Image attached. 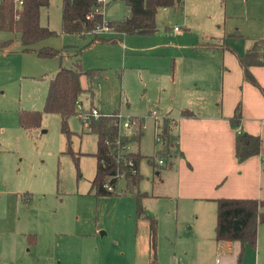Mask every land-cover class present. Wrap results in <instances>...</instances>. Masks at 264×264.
Instances as JSON below:
<instances>
[{"label": "crops", "instance_id": "obj_1", "mask_svg": "<svg viewBox=\"0 0 264 264\" xmlns=\"http://www.w3.org/2000/svg\"><path fill=\"white\" fill-rule=\"evenodd\" d=\"M110 2H113L111 7L120 3L125 8L124 17L113 20L128 16L123 2ZM109 3L105 11L110 10ZM183 12V21L179 25L164 26L163 33L159 28L149 36L97 32L109 38L115 37L116 41H95L93 44H102L99 48L104 49L111 46L122 68L133 65L130 58L134 61L135 54L157 50L152 51L151 56L163 57L168 61L164 79L169 78L170 86L178 91L181 102H184L178 106L176 116L170 117V112L166 113L171 121L169 129L176 146H172L174 152L171 160L161 165L166 173L159 181L162 187L155 193L140 187L148 195L143 201L144 208L147 214L155 217L157 223L152 264H158L162 243L170 242L173 238L179 239L181 246L176 247L170 242L172 246L169 252L174 256L167 264H179V260H182L180 263L185 261L183 264H208L211 252L221 256L215 264H238L240 245L236 242H217L214 238L216 200L235 198L264 201V95L261 92L264 89V66L253 65L249 69L257 82L258 86H255L245 80L239 63L253 41L263 39L264 50V0H183ZM39 22L50 29L48 17ZM174 27H178V31ZM86 36L91 37L90 34ZM126 44L130 47L129 51ZM10 46L0 50V70H7L9 76L14 73L13 64L9 62L11 54L24 53L22 47L12 50ZM41 47H51V43L39 42L34 49ZM80 53L77 52L78 57ZM136 65L139 67V62L136 61ZM60 67L62 64L58 69ZM237 105L241 110L240 129L261 139L259 154L242 162L235 158L236 129L229 124ZM80 107L83 108L82 102ZM91 107L96 109L93 105ZM183 109L191 111L193 116H181ZM0 128V152H7L12 149V142L3 138L4 128ZM165 182L167 187H163ZM88 191L86 195L93 196ZM11 194L12 188L1 177L0 200L3 195L9 198ZM25 194L28 197L29 193ZM30 199L25 198L23 203L29 204ZM164 203L167 205H161ZM135 220L134 233L129 229V224L119 222L116 227L110 228L111 231L107 229L101 232L98 239L96 233L101 227L97 224L94 225V232H83L80 222L72 226L66 220L62 221L61 227L55 224L54 229L50 225H42L39 234L26 235L31 251L28 250L20 258L14 257L18 261L10 258L5 263L87 264L90 263V255L98 252L99 242L107 237L106 242L119 248L122 253L112 256L109 254L112 250L107 249L102 264H151L153 249L149 221L145 218ZM3 233L0 225V235ZM262 235L264 225L260 224L256 245L254 248L244 247L240 264H264ZM128 242L133 248L129 255L124 252ZM149 252L150 257L147 256ZM21 254H24L23 250Z\"/></svg>", "mask_w": 264, "mask_h": 264}, {"label": "rangeland", "instance_id": "obj_2", "mask_svg": "<svg viewBox=\"0 0 264 264\" xmlns=\"http://www.w3.org/2000/svg\"><path fill=\"white\" fill-rule=\"evenodd\" d=\"M106 1L110 2L104 0L105 3ZM111 3L113 2L108 6ZM61 4L62 0H50L48 7L41 8L39 14V20L48 17L51 30L59 28L55 31V36L42 42L51 43V48L62 51L61 56L40 58L30 52L12 53L9 62L13 64L14 73L9 76L7 70H0V127L4 128L3 138L12 142V149L0 152V178L4 177L13 190L9 198L3 195L0 200V225L5 232L0 235V264H7L5 262L10 258L18 261L14 257L26 255L30 250L26 235L39 234L43 229L42 225H50L54 229L55 224L61 227L62 221L66 220L72 226L80 222L83 232H94V225L97 224L101 227L96 233L97 239L101 232L107 229L111 231L110 228L116 227L119 222L129 224L131 232H135V203L131 196L95 198L86 195L95 173L93 153L96 150V136L89 131L86 122L80 120V116L74 115L68 121L70 145L61 132L60 118L56 114H44L40 126L30 132L19 126V111L42 110L48 78L58 70L60 64L66 68L73 66L75 57H78L77 52L81 50V69L97 70L100 74L92 99L94 108L103 114L118 108L121 128L128 116L141 117L144 123L143 136L139 145L133 143L129 148L139 150L143 156L139 164V171L144 176L140 187L148 192L155 193L162 187L159 181L166 173L161 167L163 164H157L156 172L153 173L152 165L146 157L154 156L156 163L160 159L156 150L163 146V118L168 112L170 117L176 116L178 106L184 103L181 102L178 91L170 86L169 78L164 79L168 61L163 57L151 56L157 50L135 54L134 61L130 58L133 65L122 68L111 46H105L109 47L107 49L99 48L102 44L92 43L93 45L86 46L91 37L61 33ZM105 9L104 19H121L125 15V8L120 3L112 7L110 5L109 11ZM184 17L185 13L176 9H159L156 23L160 33H163L164 26L179 25ZM8 38H13V35L0 31V40ZM20 45L18 40L13 39L10 48L17 49ZM127 47L129 51L130 47ZM136 61L139 62V67ZM81 84H86L84 77L81 78ZM80 100L83 108L89 109L90 98L84 94ZM152 111L156 112V120L151 116ZM123 133L129 135L130 131ZM157 138L162 139L161 143L156 141ZM169 160L171 158L166 157L163 163ZM163 187H167L166 182ZM26 192L29 193L28 197ZM25 198H31L29 204L23 203ZM165 203L161 205L168 204ZM125 230L127 234V228ZM106 239L107 237L102 238L98 252L90 255V263L87 264H102L107 249L112 250L109 253L112 256L122 253L119 248L109 245ZM169 241L176 247L181 246L177 238ZM170 242L162 243L158 264H167L174 256L169 252L172 246ZM261 245L264 248V235L261 237ZM21 250L24 254H21ZM132 251L131 242L126 243L124 252L129 255ZM150 254L147 253V256L150 257ZM220 259L219 254L211 252L207 260L208 264H215ZM180 261L182 260L178 261L179 264L185 262Z\"/></svg>", "mask_w": 264, "mask_h": 264}, {"label": "trees", "instance_id": "obj_3", "mask_svg": "<svg viewBox=\"0 0 264 264\" xmlns=\"http://www.w3.org/2000/svg\"><path fill=\"white\" fill-rule=\"evenodd\" d=\"M50 0H22L19 9L15 11L13 0H0V31L8 32L13 38L18 39L23 52H34L40 58H53L61 56L62 51L51 47L34 49V46L57 33L39 22L41 8L48 7ZM121 1L128 9V16L122 20L106 21L103 11L107 5L98 3L97 0H62L61 4V33L76 35L91 39L86 44L90 46L95 41L102 43H115V37H107L97 33L144 35L149 36L157 32V11L161 8H173L183 12V0H112ZM99 8H102L100 10ZM99 9V10H98ZM264 22V18H263ZM13 39L1 40L0 50L8 48ZM78 52H81L79 50ZM243 68L245 80L255 86L257 82L250 73L253 65L264 66L263 39L253 41L244 55L239 59ZM86 79V84H81V78ZM100 79L99 71H83L79 57L73 66L60 67L48 78V86L42 110L18 112L19 126L26 132L40 126L44 114H56L60 118L61 132L65 135L70 145L71 132L68 127L70 117L88 113L92 109V99L95 95L97 82ZM264 95V89H261ZM87 95L91 100L89 109L78 108L81 96ZM116 109L110 114L100 115L98 118L90 117L86 122L91 133L96 136L95 173L90 182L88 193L96 197L131 196L135 203V218H145L149 221L150 242L153 249L152 261L155 256L156 219L147 214L143 201L148 196L141 191L140 182L143 179L139 171V164L143 156L139 150L123 151L122 147L131 144L139 145L143 136L144 123L139 116H130V134L119 133ZM181 116H193L191 111L183 109ZM170 120L163 118L162 138L163 146L156 151L160 159L172 156L176 146L170 134ZM241 110L235 107L229 124L236 129L234 141V154L238 162L251 156L258 155L261 147L259 136L247 134L240 129ZM69 148V147H68ZM72 153V152H70ZM73 154V153H72ZM156 172L157 163L153 157H146ZM166 162V161H165ZM77 166V159H76ZM131 163V164H130ZM164 164V163H163ZM168 164V163H167ZM163 167V166H161ZM164 167H167L165 165ZM78 172V176H79ZM109 186L111 189L108 190ZM264 224V201L257 199L222 198L216 200L215 240L217 242H236L240 245L238 264L244 247L254 248L257 241L258 226Z\"/></svg>", "mask_w": 264, "mask_h": 264}, {"label": "built area", "instance_id": "obj_4", "mask_svg": "<svg viewBox=\"0 0 264 264\" xmlns=\"http://www.w3.org/2000/svg\"><path fill=\"white\" fill-rule=\"evenodd\" d=\"M97 2L100 3V4H102V5L105 3L104 0H97ZM21 4H22V0H13V5H14L15 11L20 8ZM99 9L102 10V8H99ZM174 30L175 31H178V27H174ZM96 31L97 32H102L101 29H97ZM78 108L79 109L81 108L80 105H78ZM100 115H102V113H100L98 110L92 108L88 113H81L79 116H80V120L82 122H87L90 117L98 118ZM103 115H106V114H103ZM116 116H117V119H118L119 133L124 134L123 133L124 131H128L129 132L130 131V126H131L130 119H129L130 116H128L127 119H126V121L123 123V128H121V125H120V119H121L120 113L117 114ZM151 116L154 117V119H156V112L155 111H152L151 112ZM161 140L159 138L156 139V141L157 142H160V143H161ZM122 149H125L123 151L130 150L129 147H122ZM158 164L159 165L163 164V160H158ZM105 187H107L108 190L111 189L109 186H105Z\"/></svg>", "mask_w": 264, "mask_h": 264}]
</instances>
